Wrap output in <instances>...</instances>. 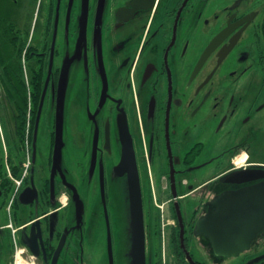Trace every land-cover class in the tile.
<instances>
[{
  "label": "flooded vegetation",
  "instance_id": "flooded-vegetation-1",
  "mask_svg": "<svg viewBox=\"0 0 264 264\" xmlns=\"http://www.w3.org/2000/svg\"><path fill=\"white\" fill-rule=\"evenodd\" d=\"M132 166L145 264H264V0H0V264L133 259Z\"/></svg>",
  "mask_w": 264,
  "mask_h": 264
},
{
  "label": "water",
  "instance_id": "water-1",
  "mask_svg": "<svg viewBox=\"0 0 264 264\" xmlns=\"http://www.w3.org/2000/svg\"><path fill=\"white\" fill-rule=\"evenodd\" d=\"M133 158V157H132ZM129 165V164H125ZM131 174L130 176V192H131V229L133 234V261L134 264H145L144 256V242H145V233H144V222L142 214V204L140 200V191L138 178L134 166L132 168H127ZM226 232L229 235V238H232L234 244L237 243L243 234L244 231H218ZM226 234V235H227ZM220 242V241H219ZM233 244L231 243V247ZM228 250V249H226ZM238 249H231L228 251L220 252V255L223 256H237L239 254Z\"/></svg>",
  "mask_w": 264,
  "mask_h": 264
},
{
  "label": "rangeland",
  "instance_id": "rangeland-1",
  "mask_svg": "<svg viewBox=\"0 0 264 264\" xmlns=\"http://www.w3.org/2000/svg\"><path fill=\"white\" fill-rule=\"evenodd\" d=\"M66 63H64V69L66 68ZM64 73H66L64 71ZM140 146V145H139ZM215 148V147H214ZM217 149V148H215ZM194 206V202L192 201H189V202H186L185 203V208H192ZM166 218H168V216H166ZM121 223L119 224V230L116 229V231H120V234H121V238H122V242H123V248H124V252L127 251V247L126 245H128L127 241L130 239V241L132 240L133 238V234H132V231L129 230V227L131 229V225H130V222H129V217L126 218V215L123 214L121 216ZM151 225H155L156 224V229L157 231L159 230V224H161V218H160V215H159V218L158 216L155 217V219H151ZM116 225H117V222H116ZM98 226V225H97ZM96 226V227H97ZM162 228V226H161ZM129 230V231H127ZM154 232V231H152ZM133 241V240H132ZM151 242H153V245L159 250L160 247H161V238L158 234V236H152V238L150 239ZM131 252V249L129 250V253ZM122 264H134V261L133 259H130V260H127L125 259V257L123 258V261H122Z\"/></svg>",
  "mask_w": 264,
  "mask_h": 264
}]
</instances>
